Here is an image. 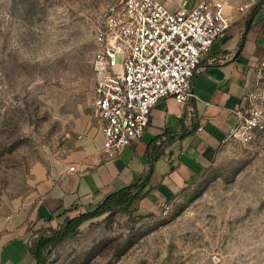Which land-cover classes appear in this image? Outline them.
<instances>
[{"label": "rangeland", "instance_id": "obj_1", "mask_svg": "<svg viewBox=\"0 0 264 264\" xmlns=\"http://www.w3.org/2000/svg\"><path fill=\"white\" fill-rule=\"evenodd\" d=\"M159 1L177 10L202 0ZM219 1L231 14L251 4L247 17L264 8V0ZM118 2L0 0V249L17 234L10 220L35 189L34 168L61 159L96 123L95 32ZM166 204L167 215L162 205L84 223L50 264H264V132L225 144ZM26 227L31 243L48 234Z\"/></svg>", "mask_w": 264, "mask_h": 264}, {"label": "crops", "instance_id": "obj_2", "mask_svg": "<svg viewBox=\"0 0 264 264\" xmlns=\"http://www.w3.org/2000/svg\"><path fill=\"white\" fill-rule=\"evenodd\" d=\"M256 8L249 17L231 14L230 31L214 43L192 80L195 97L183 105L173 98L160 100L145 134L117 158L101 162L104 139L96 120L61 159L37 165L35 189L10 220L17 234L1 247L0 264H37L29 253L30 223L56 229L65 217L93 210L136 184L144 185L139 211L154 212L198 180L238 124L236 112L264 59V8Z\"/></svg>", "mask_w": 264, "mask_h": 264}, {"label": "built area", "instance_id": "obj_3", "mask_svg": "<svg viewBox=\"0 0 264 264\" xmlns=\"http://www.w3.org/2000/svg\"><path fill=\"white\" fill-rule=\"evenodd\" d=\"M232 24L231 10L219 0L184 1L177 10L159 0H119L108 8L95 32L91 60L94 116L104 139L101 162L114 160L142 138L160 100L183 105L195 97L192 80L202 59ZM236 114L238 124L224 143L247 144L264 132V59ZM170 208L163 204V213Z\"/></svg>", "mask_w": 264, "mask_h": 264}, {"label": "trees", "instance_id": "obj_4", "mask_svg": "<svg viewBox=\"0 0 264 264\" xmlns=\"http://www.w3.org/2000/svg\"><path fill=\"white\" fill-rule=\"evenodd\" d=\"M143 186L136 184L124 188L106 197L93 210L81 213L74 218H65V221L57 229L46 228L45 232L48 234L39 236L36 242L29 246L30 255L37 264H50L51 253L73 237L84 223L107 213H137L144 197L142 194Z\"/></svg>", "mask_w": 264, "mask_h": 264}]
</instances>
